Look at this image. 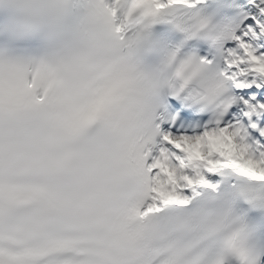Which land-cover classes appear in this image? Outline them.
<instances>
[{
	"label": "snow or ice",
	"instance_id": "6c2138e0",
	"mask_svg": "<svg viewBox=\"0 0 264 264\" xmlns=\"http://www.w3.org/2000/svg\"><path fill=\"white\" fill-rule=\"evenodd\" d=\"M0 6V264H264V0Z\"/></svg>",
	"mask_w": 264,
	"mask_h": 264
},
{
	"label": "clouds",
	"instance_id": "9594fccd",
	"mask_svg": "<svg viewBox=\"0 0 264 264\" xmlns=\"http://www.w3.org/2000/svg\"><path fill=\"white\" fill-rule=\"evenodd\" d=\"M36 130L45 139H55L59 135V129L44 118L37 121ZM108 147V141L101 130L80 148L82 162L77 171L66 180L69 192L78 201L87 204L98 190L107 165Z\"/></svg>",
	"mask_w": 264,
	"mask_h": 264
}]
</instances>
